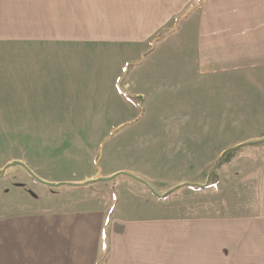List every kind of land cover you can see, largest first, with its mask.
<instances>
[{
  "label": "rangeland",
  "instance_id": "1",
  "mask_svg": "<svg viewBox=\"0 0 264 264\" xmlns=\"http://www.w3.org/2000/svg\"><path fill=\"white\" fill-rule=\"evenodd\" d=\"M170 39L166 41L179 42L185 37ZM16 43L0 41V253L5 219L70 208L85 212L91 208L82 204L91 199L106 204V208H98L106 211L103 229L115 242H121L127 225L133 233H151L150 248L138 243L134 249L139 255L133 256L141 258L138 264H264V216L258 219L257 201L264 144L246 147L221 165L215 171L219 182L210 188L180 187L167 198L156 199L146 185L133 179L147 182L158 195L185 184L204 185L220 149L264 136L255 114L243 112L236 119L235 112L222 113L228 118L227 127L209 128L205 134L175 120L158 119L154 107H168L174 97L166 93L153 100L152 95L139 91L137 79L117 80L109 73L179 71V66L173 69L177 63L170 60L175 62V56L169 54L171 48L165 42H147L152 47L146 51L137 43L60 47L65 57L61 59L70 62L66 72L65 63L40 61L54 59L56 55L49 53L53 48L33 45L30 49ZM12 57L18 58L13 61ZM42 70L57 73L29 79ZM189 98L179 95L178 105ZM201 98L194 95V103ZM151 105L152 112H147ZM13 161L49 183L88 181L95 172L117 171L126 176L107 183L51 188L38 183L22 167L4 170ZM207 232L210 241L206 242ZM26 234L32 237L30 232ZM190 234L193 241L187 240ZM173 235L178 239L173 240ZM106 245L103 238L96 264L106 261Z\"/></svg>",
  "mask_w": 264,
  "mask_h": 264
},
{
  "label": "crops",
  "instance_id": "2",
  "mask_svg": "<svg viewBox=\"0 0 264 264\" xmlns=\"http://www.w3.org/2000/svg\"><path fill=\"white\" fill-rule=\"evenodd\" d=\"M12 27L21 30H11ZM173 36L185 39L172 43L166 41L168 38L172 40ZM9 40H17L19 43L15 46L30 49L33 45L53 48L49 53L56 55L52 56L54 59L43 58L40 61L65 63L64 72L69 71L70 62L61 59L65 57L61 55L60 47L79 44L116 47L137 43L140 49L146 51L158 41L165 42L170 45L169 54L175 56V62L172 57L170 60L173 65L177 63L173 69L179 66V71L109 74L117 80L137 79L139 91L143 95H152L153 100L166 93L174 97L168 107L165 104L154 107L153 113H159L156 117L163 121L175 120L187 129L204 130L205 134L209 128L227 127L228 118L222 113L235 112L238 116L234 118L241 119V113L251 112L255 114L256 125L264 127V0H0V41ZM17 58L11 59L15 61ZM47 73L57 72L42 70L39 75L30 74L32 77L29 79L35 76L44 79ZM16 82L24 87L19 80ZM179 95L189 96V101L179 106ZM194 95L202 97L196 104ZM152 105L146 108L147 112H152ZM166 112L169 114L165 115ZM263 137H254L250 141L262 140ZM242 143L246 141L235 142L230 147ZM228 148L220 149V155L215 159ZM118 173L114 171L101 175L95 172L87 178L88 181L58 183L78 184L76 187L107 183L109 181L95 180L113 178ZM258 179V219H262L264 166L258 170ZM148 191L156 199H161ZM103 204L88 199L82 205L91 209L85 212L70 208L21 214L14 217L17 220L5 219L7 225L3 231L0 264H96L103 238L108 248L104 264H138L141 258L133 256L139 255L134 254V249L139 246L138 243L150 248L153 241L151 233H133L127 225L126 231L120 235L121 242H115V238L107 236L103 229L107 223L106 211L103 213L98 208L101 205L106 208ZM28 232L32 237L26 234ZM188 236L187 240L193 241L191 234ZM176 238L178 236L173 235L172 239ZM205 240L210 241V233L207 232ZM29 243L38 248H31ZM157 246L160 248L161 244Z\"/></svg>",
  "mask_w": 264,
  "mask_h": 264
},
{
  "label": "trees",
  "instance_id": "3",
  "mask_svg": "<svg viewBox=\"0 0 264 264\" xmlns=\"http://www.w3.org/2000/svg\"><path fill=\"white\" fill-rule=\"evenodd\" d=\"M264 144V139L262 140H257V141H250V142H246V143H242L238 146L232 147L228 150H226L214 163V165L212 166L211 170H210V177L207 180V182L204 185H198L196 186L195 184H185V185H181L176 187L175 189H173L172 191L164 194V195H158L157 193L155 194L154 191L143 181L140 180L136 177H133L134 179H136L137 181H139L140 183H142L143 185H146L149 190L154 193L158 198H167L168 196H170L171 194H173V192L175 190H177L180 187H187L189 189H199V188H209V187H213L215 186L219 180L215 175V171L224 163H229L233 160L234 157H236L237 155H239V153L246 147H255V146H261ZM119 175H124L123 173H118L116 175L113 176V179L116 178Z\"/></svg>",
  "mask_w": 264,
  "mask_h": 264
},
{
  "label": "water",
  "instance_id": "4",
  "mask_svg": "<svg viewBox=\"0 0 264 264\" xmlns=\"http://www.w3.org/2000/svg\"><path fill=\"white\" fill-rule=\"evenodd\" d=\"M11 167H22L34 180H36L38 183H41L43 185H46L48 187H51V188H56V187H60V186H71V187H76V186H79V185H76V184H68V183H49V182H45L41 179H39L38 177H36L31 171H29L27 169V167L21 163V162H18V161H13L9 164H7L4 168L5 169H8V168H11ZM112 180V177H109V178H99L97 180H95V182H106V181H110ZM89 184V183H88Z\"/></svg>",
  "mask_w": 264,
  "mask_h": 264
}]
</instances>
